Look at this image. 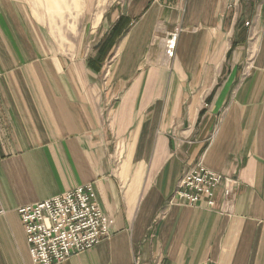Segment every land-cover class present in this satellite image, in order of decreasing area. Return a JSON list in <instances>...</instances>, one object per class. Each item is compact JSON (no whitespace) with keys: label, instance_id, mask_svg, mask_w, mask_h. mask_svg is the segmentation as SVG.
<instances>
[{"label":"crops","instance_id":"0c3cea01","mask_svg":"<svg viewBox=\"0 0 264 264\" xmlns=\"http://www.w3.org/2000/svg\"><path fill=\"white\" fill-rule=\"evenodd\" d=\"M199 163L232 201L174 197ZM89 183L113 233L61 264H264V0H0V264Z\"/></svg>","mask_w":264,"mask_h":264},{"label":"built area","instance_id":"2783aa9c","mask_svg":"<svg viewBox=\"0 0 264 264\" xmlns=\"http://www.w3.org/2000/svg\"><path fill=\"white\" fill-rule=\"evenodd\" d=\"M178 37L179 32L174 31L166 39L164 53L169 59L175 56ZM235 183L233 177L199 163L180 176L174 197L192 206L204 201L212 205L217 188L223 186L224 197L232 201ZM17 212L35 264H61L113 233L114 219L102 211L91 183L20 206Z\"/></svg>","mask_w":264,"mask_h":264},{"label":"rangeland","instance_id":"374dc122","mask_svg":"<svg viewBox=\"0 0 264 264\" xmlns=\"http://www.w3.org/2000/svg\"><path fill=\"white\" fill-rule=\"evenodd\" d=\"M246 25H249V22H246ZM174 31H178L179 32V37H180V34H181V32H182V29L181 28H178V29H175V30H173V31H171V32H174ZM171 32H168L167 34H166V36L163 38V42H164V51H165V43H166V39H167V37H168V35H169V33H171ZM179 37H178V40H179ZM255 39H256V36L254 37V35H252L251 36V42L252 43H254V41H255ZM178 40H177V43H178ZM176 49H177V44H176ZM256 50H255V48L254 47H250L249 48V50H248V58H249V61H252L253 60V57L255 56V54H256V52H255ZM175 55H176V52H175ZM175 57V56H174ZM168 60H171V59H173V58H167ZM93 248V247H92ZM89 250V249H88ZM87 251V250H86ZM72 257V256H71Z\"/></svg>","mask_w":264,"mask_h":264}]
</instances>
